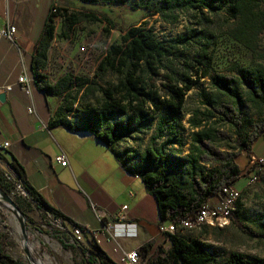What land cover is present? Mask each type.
Listing matches in <instances>:
<instances>
[{
    "label": "trees",
    "instance_id": "trees-1",
    "mask_svg": "<svg viewBox=\"0 0 264 264\" xmlns=\"http://www.w3.org/2000/svg\"><path fill=\"white\" fill-rule=\"evenodd\" d=\"M80 1L128 4L132 10H144L145 15L138 24L120 31L119 41L108 45L96 65V76L113 73L116 79L92 84L86 78L74 87L73 80L66 75L57 80V84L64 83L73 91V97L63 95L62 103L51 116L52 123L69 130H87L114 151L121 165L138 175L150 190L160 223H176L194 216L203 203L218 197L220 191L236 182L241 171L235 157L241 151L249 152L254 140L264 131V68L257 64L238 67L237 79L213 74L209 50L211 27L221 18L226 24L236 21V26L230 29L231 37L254 53L255 40L264 31V16L259 8L264 0ZM154 15L156 20L167 24L182 22L184 31L160 37L145 21V17ZM60 17L63 27L82 21L95 22L99 18L112 24L105 15L70 11L68 6L57 4L55 11L50 8L32 53L30 71L35 81L44 83L38 70ZM207 78L212 92L200 90L204 109L193 110L185 127L182 123L185 96ZM235 80L244 86L243 94ZM44 87L49 92L60 93L58 86ZM220 96L231 103H221ZM89 97L93 101L89 102ZM75 102L79 105L73 106ZM245 103L253 109L255 119L240 114L238 106ZM214 112L229 122L228 129L214 127L215 121H211ZM148 133V146L139 154L132 147L115 149L123 139L135 140ZM185 146L187 152L183 154ZM0 161L4 163L0 164V180L21 187L25 198L50 226L55 221L65 226L64 232L53 231L62 244L71 237L73 242L68 247L88 252L89 262L119 264L95 241L89 243L92 249H88L74 237L64 218L26 183L23 168L14 158L8 159L0 152ZM33 228L49 233L37 224ZM165 238L170 242L167 256L172 264H212L213 256L199 238L182 233H166ZM5 239V233L0 231V264H24L5 253ZM150 245L146 243L143 247ZM222 264H264V260L231 252Z\"/></svg>",
    "mask_w": 264,
    "mask_h": 264
},
{
    "label": "crops",
    "instance_id": "crops-1",
    "mask_svg": "<svg viewBox=\"0 0 264 264\" xmlns=\"http://www.w3.org/2000/svg\"><path fill=\"white\" fill-rule=\"evenodd\" d=\"M55 1L0 0V23L6 10L16 27V45L0 39V94H4L0 95V142H9L0 152L8 159L14 158L23 168L26 183L64 218L66 225L76 223L85 228L83 243L93 238L100 244L97 238L106 237L105 227L116 221L119 208L126 204L124 221L135 224L136 237L130 239V247L121 243L123 250L145 243L151 244L150 250L162 243L170 246L159 231L165 223L159 222L155 199L141 178L128 172L114 151L89 131L53 124L51 116L59 103L57 95L47 91L44 83L33 80L29 94L16 83L22 68L31 76L34 45ZM6 85L11 86L10 90L4 89ZM59 153L66 156L67 166L54 162ZM261 156L264 131L249 152L241 151L235 157L241 172L233 186L239 189L240 196L251 184L250 162ZM216 200L211 197L207 202L213 204ZM100 246L108 253L104 245Z\"/></svg>",
    "mask_w": 264,
    "mask_h": 264
},
{
    "label": "rangeland",
    "instance_id": "rangeland-1",
    "mask_svg": "<svg viewBox=\"0 0 264 264\" xmlns=\"http://www.w3.org/2000/svg\"><path fill=\"white\" fill-rule=\"evenodd\" d=\"M55 2L59 6H68L70 11L105 15L112 22L110 24L103 18H99L95 22L82 21L74 26L63 27L61 17L56 20L54 37L48 43L46 58L41 62L38 73L41 75L44 85L54 86V88L58 86L57 90L60 93L56 94V98L58 105H60L63 95L68 94L69 98L73 97V91L70 88L67 89V85L64 83L57 84V80L64 75L73 80L72 87L86 78L90 79L92 84H103L105 80L116 79L113 73L96 76V65L108 45L119 41L120 31L129 25L138 24L144 18L145 11L142 9L132 10L128 4H89L80 0H56ZM259 8L262 12L261 15L264 16V1L260 2ZM145 21H147V25L154 27L160 37H170L184 31L182 22L163 23L156 20V15L145 17ZM225 21L224 18H221L211 27L212 38L209 50L212 54V73L237 79L238 67L257 64L264 68V31L257 36L255 52L253 53L231 37L230 29L236 26V21L231 20L229 24H226ZM30 77L33 80L32 76ZM234 84L243 94L244 86L240 85L237 80L234 81ZM201 89H205L209 93L212 92L208 78L204 81L201 80L200 86L188 91L185 96L182 120L185 127H187L186 119L193 114V110L204 109L199 95ZM88 99L86 100L89 102L93 101L92 97ZM219 101L226 104L231 103V100L224 96H220ZM76 105L79 104L75 102L73 106ZM238 109L240 114L246 115L249 119L256 118L248 103L238 106ZM213 120L215 121L214 127L220 130L229 128V122L219 113L214 112L211 121ZM149 135L150 133L136 137L135 140L123 139L116 145V149L122 151L127 147H132L139 154L148 146ZM186 148L185 146L183 154L187 152ZM0 189L14 201L25 217L26 223L29 222V225H26L27 243L32 258L41 259L44 264H100L89 262L88 252L82 253L74 246L68 247L72 244L73 238L64 240L62 244L58 237L53 235V231L64 232L65 226L60 221H55L50 226L39 210L25 198V195L16 185L0 180ZM238 193L239 196L231 209H234V214L229 220H224L223 227L209 225L206 222L192 227L183 225V228H187L181 232L183 235L197 237L207 244V249L213 256L212 264H222L231 252H240L246 257L253 256L264 260V167L246 192L242 196H240L239 190ZM7 206L8 203L3 200L0 194V231L6 235V243L3 245V249L5 253L24 264H31L21 245L18 221ZM183 222L186 223V220ZM34 224L40 225L49 233L37 231L33 228ZM66 226L71 229V225ZM130 239L132 238H124L119 241L122 249H124L122 244L130 247L128 245L132 243ZM97 240L117 260V255L112 252L111 245L106 242L105 238L98 237ZM94 241L98 243L93 238L90 242ZM90 242L85 241L84 243L88 249H92ZM143 245L135 246L141 258L140 264H172L167 256V250L170 246L165 247L162 243L150 250L151 245L145 248Z\"/></svg>",
    "mask_w": 264,
    "mask_h": 264
},
{
    "label": "built area",
    "instance_id": "built-area-1",
    "mask_svg": "<svg viewBox=\"0 0 264 264\" xmlns=\"http://www.w3.org/2000/svg\"><path fill=\"white\" fill-rule=\"evenodd\" d=\"M8 2L10 0H4ZM51 10H56V3H53ZM3 22L0 23V39H6L11 44L16 45V27L11 18L9 17L8 12L5 10L2 13ZM33 80L30 75L27 73L25 68L20 70L18 74L16 83L20 85L22 91L25 94H29L30 84ZM11 86L6 85L4 89L10 90ZM27 110L31 112V107H28ZM9 146L8 141L0 142V149H5ZM54 162L61 165L67 166V159L63 153H59L54 156ZM251 174L249 178V183H253L260 173V168L264 167V156L253 158L250 162ZM239 189L235 188L233 185H229L225 191H220V194L217 198V201L213 204L205 202L194 214V216H189L184 219L179 220L178 222H166L164 225L159 227V231L162 234L166 233H181L187 228H183L184 220H194L206 221V224L215 225L217 227L224 226V220H229L230 215L234 210L230 209V201L233 196ZM127 218V205L123 204L119 208V211L116 215V221L112 222L110 225L105 227L106 237L105 240L111 244V250L114 254L117 255V262L119 264H140L141 258L139 252L136 248H131L129 250H123L119 244V240L122 238H134L136 236L135 224L130 222H125ZM120 228V229H118ZM72 233L75 238L82 241L85 235V228L82 225L74 226Z\"/></svg>",
    "mask_w": 264,
    "mask_h": 264
},
{
    "label": "water",
    "instance_id": "water-1",
    "mask_svg": "<svg viewBox=\"0 0 264 264\" xmlns=\"http://www.w3.org/2000/svg\"><path fill=\"white\" fill-rule=\"evenodd\" d=\"M1 97L4 96V94H0ZM20 191L23 193V195H26V193L22 190L21 187L18 186ZM0 194L2 195V198L4 201L8 203V209L11 211V213L16 217L18 224H19V231L21 234V245L23 248L24 253L26 254L27 258L29 259L31 264H37L36 261L31 257L29 254V251L26 246V220L19 208L16 206L14 201H12L1 189H0Z\"/></svg>",
    "mask_w": 264,
    "mask_h": 264
},
{
    "label": "bare ground",
    "instance_id": "bare-ground-1",
    "mask_svg": "<svg viewBox=\"0 0 264 264\" xmlns=\"http://www.w3.org/2000/svg\"><path fill=\"white\" fill-rule=\"evenodd\" d=\"M263 170V167H261L260 168V172ZM253 181H255V180H253ZM226 188L227 187H225L224 189H223V191H225L226 190ZM239 193H238V191L235 193V195L233 196V198H232V200L230 201V209H232L233 208V205H234V203H235V201H236V198H238V195ZM235 208V207H234ZM234 210V209H233ZM204 222H206V221H198V222H195L194 220H186V223L185 222H183V225H187L188 227H192V226H195V225H200V224H202V223H204ZM118 229H120V228H118ZM26 237H27V231H26ZM26 246H27V249H28V251H29V254H30V250H29V247H28V243H27V238H26ZM31 255V254H30ZM32 257V256H31ZM34 259V258H33ZM35 261H36V263L37 264H44L43 263V261L41 260V259H38V260H36V259H34Z\"/></svg>",
    "mask_w": 264,
    "mask_h": 264
}]
</instances>
